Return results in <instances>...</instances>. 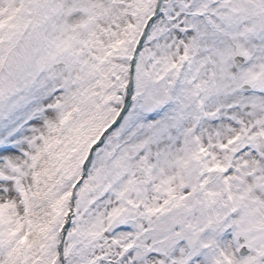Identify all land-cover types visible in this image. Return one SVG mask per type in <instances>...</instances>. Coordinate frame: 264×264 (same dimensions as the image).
<instances>
[{"label": "snow or ice", "instance_id": "snow-or-ice-1", "mask_svg": "<svg viewBox=\"0 0 264 264\" xmlns=\"http://www.w3.org/2000/svg\"><path fill=\"white\" fill-rule=\"evenodd\" d=\"M0 264H264V0H0Z\"/></svg>", "mask_w": 264, "mask_h": 264}]
</instances>
